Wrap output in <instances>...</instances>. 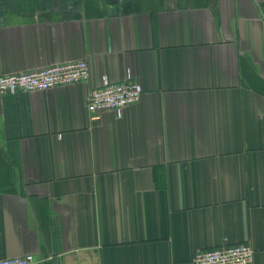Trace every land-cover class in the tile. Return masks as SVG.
Instances as JSON below:
<instances>
[{"label": "crops", "instance_id": "obj_1", "mask_svg": "<svg viewBox=\"0 0 264 264\" xmlns=\"http://www.w3.org/2000/svg\"><path fill=\"white\" fill-rule=\"evenodd\" d=\"M86 61V83L0 94V261L264 264V0H0V77ZM139 102L90 121V92Z\"/></svg>", "mask_w": 264, "mask_h": 264}, {"label": "built area", "instance_id": "obj_2", "mask_svg": "<svg viewBox=\"0 0 264 264\" xmlns=\"http://www.w3.org/2000/svg\"><path fill=\"white\" fill-rule=\"evenodd\" d=\"M89 69L86 61L68 62L23 74L0 77V94L43 93L54 88L86 83ZM141 88L132 80L111 84L105 82L90 92L87 113L96 122L107 112L121 116L123 111L136 105ZM254 251L248 244L220 246L195 252L191 264H252ZM0 264H35L32 256L1 260Z\"/></svg>", "mask_w": 264, "mask_h": 264}, {"label": "water", "instance_id": "obj_3", "mask_svg": "<svg viewBox=\"0 0 264 264\" xmlns=\"http://www.w3.org/2000/svg\"><path fill=\"white\" fill-rule=\"evenodd\" d=\"M109 2H110L111 4H114V3H117L118 0H109Z\"/></svg>", "mask_w": 264, "mask_h": 264}]
</instances>
